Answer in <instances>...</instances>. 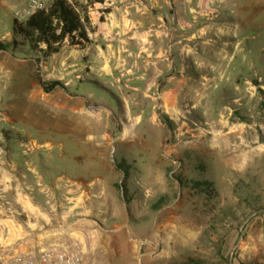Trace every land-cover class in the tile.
<instances>
[{
	"label": "rangeland",
	"instance_id": "374dc122",
	"mask_svg": "<svg viewBox=\"0 0 264 264\" xmlns=\"http://www.w3.org/2000/svg\"><path fill=\"white\" fill-rule=\"evenodd\" d=\"M25 2L0 0V42L12 41ZM233 12L230 23L254 49L255 115L264 109V0H238ZM16 42L0 51V143L10 171L26 175L17 182L29 208L18 217L39 237L31 250L70 245L87 264H264L263 168L230 183L181 148L193 136L180 133L181 120L170 121L158 98L132 92L117 71L79 68L67 39L47 58ZM55 81L50 91L41 83ZM230 191L248 206L219 205ZM175 225L190 234L175 240Z\"/></svg>",
	"mask_w": 264,
	"mask_h": 264
},
{
	"label": "crops",
	"instance_id": "0c3cea01",
	"mask_svg": "<svg viewBox=\"0 0 264 264\" xmlns=\"http://www.w3.org/2000/svg\"><path fill=\"white\" fill-rule=\"evenodd\" d=\"M70 1L82 5L88 18L89 42L74 45L75 65L100 69L105 77L117 71L116 80L132 92L158 98L170 121L181 120L180 133L193 136L181 148L230 183L248 169H264V109L253 111V101L261 100L253 88L254 49L230 23L237 21L238 0ZM238 68L243 77H237ZM224 163L230 169L225 173L220 171ZM11 165L0 143V264L39 243L18 217L29 208L17 182L26 175L13 173ZM229 196L231 201L219 205L233 212L248 206L239 201L240 194Z\"/></svg>",
	"mask_w": 264,
	"mask_h": 264
},
{
	"label": "trees",
	"instance_id": "16d2710c",
	"mask_svg": "<svg viewBox=\"0 0 264 264\" xmlns=\"http://www.w3.org/2000/svg\"><path fill=\"white\" fill-rule=\"evenodd\" d=\"M88 18L85 9L77 2L53 0L46 10H41L23 21H12V41L10 44L0 42V51L16 45L19 37L31 51L39 52L43 58L57 53L67 39L70 45L82 46L89 42L84 22ZM38 59V58H37ZM48 91L58 82H41ZM199 259H189L184 264H201Z\"/></svg>",
	"mask_w": 264,
	"mask_h": 264
},
{
	"label": "built area",
	"instance_id": "2783aa9c",
	"mask_svg": "<svg viewBox=\"0 0 264 264\" xmlns=\"http://www.w3.org/2000/svg\"><path fill=\"white\" fill-rule=\"evenodd\" d=\"M52 1L26 0L25 4L14 12V18L22 21L38 11L46 10ZM1 121L2 113L0 111V123ZM8 264H87V261L79 251L70 245L51 244L48 247L16 254L11 257Z\"/></svg>",
	"mask_w": 264,
	"mask_h": 264
},
{
	"label": "bare ground",
	"instance_id": "6f19581e",
	"mask_svg": "<svg viewBox=\"0 0 264 264\" xmlns=\"http://www.w3.org/2000/svg\"><path fill=\"white\" fill-rule=\"evenodd\" d=\"M129 131H130V127L125 128V130H124V136H126L129 133ZM172 229H173V233L177 234L179 232L180 235H181L180 237L176 235L175 236V238H176L175 240H182L183 237H185V236L187 237L190 234V230L188 229V226L187 225H179V226L178 225H175L174 227H172ZM190 229H192V227ZM173 239L174 238H172L171 240H173Z\"/></svg>",
	"mask_w": 264,
	"mask_h": 264
}]
</instances>
